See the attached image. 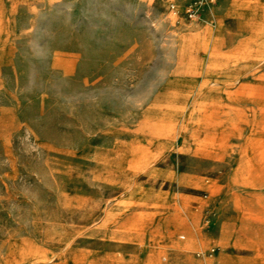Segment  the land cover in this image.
I'll return each instance as SVG.
<instances>
[{
    "label": "rangeland",
    "instance_id": "374dc122",
    "mask_svg": "<svg viewBox=\"0 0 264 264\" xmlns=\"http://www.w3.org/2000/svg\"><path fill=\"white\" fill-rule=\"evenodd\" d=\"M190 2L0 0V264H264V0Z\"/></svg>",
    "mask_w": 264,
    "mask_h": 264
},
{
    "label": "built area",
    "instance_id": "2783aa9c",
    "mask_svg": "<svg viewBox=\"0 0 264 264\" xmlns=\"http://www.w3.org/2000/svg\"><path fill=\"white\" fill-rule=\"evenodd\" d=\"M214 0H195V2H190L186 9V14L189 17H195L199 14L201 4H211ZM172 7L174 8V12H178V9L175 7V4H172ZM217 247L213 246L211 248V251L209 252V255L213 254V252L216 250Z\"/></svg>",
    "mask_w": 264,
    "mask_h": 264
},
{
    "label": "bare ground",
    "instance_id": "6f19581e",
    "mask_svg": "<svg viewBox=\"0 0 264 264\" xmlns=\"http://www.w3.org/2000/svg\"><path fill=\"white\" fill-rule=\"evenodd\" d=\"M211 255H213V254H211ZM211 255H210V256H211Z\"/></svg>",
    "mask_w": 264,
    "mask_h": 264
}]
</instances>
